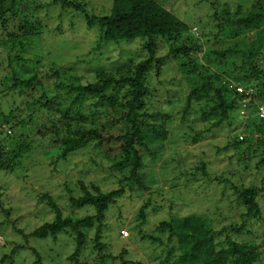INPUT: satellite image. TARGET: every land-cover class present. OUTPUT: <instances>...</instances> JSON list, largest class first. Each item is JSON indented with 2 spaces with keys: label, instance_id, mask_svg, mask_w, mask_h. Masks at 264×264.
Segmentation results:
<instances>
[{
  "label": "rangeland",
  "instance_id": "1",
  "mask_svg": "<svg viewBox=\"0 0 264 264\" xmlns=\"http://www.w3.org/2000/svg\"><path fill=\"white\" fill-rule=\"evenodd\" d=\"M79 1L86 11L94 14H108L112 4V0ZM158 1L180 17H186L189 12L188 18L191 15H206L213 12L215 8L211 9V4L219 7L227 4L233 9L235 5L240 4L244 11L233 14L232 18L235 21L242 16H249L248 14L255 16L254 13L260 6L262 11L258 12L260 14L258 24H240L243 31L237 36H232L230 30L224 31L225 34L218 40L219 42L210 46V48L215 46V51H227L228 48H233L234 52L227 51L228 54L222 57L210 53L209 44L206 43H203L202 50L190 52L194 58L193 64L197 68L204 67L207 74L215 72V76L219 77V84L228 87L229 90H233L235 85H238L241 90L256 92L257 98H254L256 105L251 106L247 101L241 100L237 109L230 111L229 117L218 126H212V123L219 116L201 117V112L208 111V108L213 107L212 104L210 107L209 104L202 106L196 104L192 107V111L190 110V113L182 118L181 112L190 87L186 79H180L181 75L177 71L175 62L177 60L165 59L158 74L155 72V61H153L149 70V83L157 89L145 106L136 111L147 123L141 127L143 129L141 141L144 145H136L140 149L142 161L135 173L141 178L144 187L140 188L135 179L130 178L133 167L131 160L124 161L119 149L114 148L108 152L94 141L72 153L65 160H59L57 157L61 153V143L55 141L53 133L48 132L44 136L36 133L37 129L43 130L44 124H49L55 117L53 111L42 109L36 103L41 94H46L47 98L55 96L54 91L47 86L51 79H44L41 76H44L55 63L74 68L85 83L94 80V71L97 67L117 70L129 65L130 56L131 62L135 63L149 58L150 54L142 46V40L136 39L131 43L107 47L109 53L106 52L103 57L95 55L94 50L91 49L96 38L100 36L98 23L88 28L80 12L62 7L58 3L53 4L51 0H42L41 3L45 5L43 9L28 11V13H37L43 25V33L41 32L35 40L27 38L22 42L24 45L18 42L11 45V42L5 39L6 33L0 28V108L8 112L11 108L22 106L19 110L13 111V116H18L21 111L34 109L32 119L26 117L25 120L30 122L22 128H11L9 123L0 121V129L3 130L1 135L4 137L2 142L6 151L14 146L17 147L15 142L21 137H25L30 144L29 148L22 151L17 158L11 157L13 168L0 170V199L7 208H10V217L20 225L19 228L24 232H30L33 226H38L54 217V213L46 205L44 194L52 196L53 201L64 211V215L84 217L95 215L96 210L91 205L83 209L70 207L68 204L70 194L66 189L72 190V196L80 194L81 181L90 189L92 184L97 185L102 192L120 190L119 196L110 204L104 218L106 225L103 234L105 235L101 238V242L107 245L104 252L115 257V259L106 258L108 264H120L118 256L123 249L127 251L125 259L140 261L143 264H169L164 260L166 255L171 254V259L182 251H177L178 249L173 247L176 241L168 240L167 233H160L157 224L163 219L172 217L182 220V217L192 214L205 215L204 223L215 229L216 234L220 232L214 238L217 248L221 246L219 244L224 246L227 239L246 243L256 242L260 249V258L255 264H264V169L258 170L254 167L262 157L260 153L264 148L262 144L264 122L258 119L257 113L259 106L264 105L262 83L264 81V0ZM17 27L18 21H11L8 30H17ZM190 32L195 36L200 35L198 26H192ZM249 36H253L257 41L255 47L250 45ZM64 40H72L69 43L71 45L76 43L77 46L75 48L66 46L62 43ZM155 44L156 58L164 57L169 53L170 41L158 39ZM251 47L253 51L248 53ZM98 49L97 54L103 52L101 48ZM120 51L124 52L121 56ZM60 55L64 56L60 57ZM18 56L29 59L28 63L18 61ZM38 60L40 62L36 63ZM254 68L258 70V75L252 73ZM34 72L39 73L38 79L41 81L40 77L42 78V85L34 82L33 86L23 87V92L20 90L22 87L12 86V75L25 80ZM238 72H247L250 75L246 80L235 81L233 76ZM173 77L178 80L171 81ZM166 90L169 91L168 95ZM169 98L173 99V102L169 103ZM93 101L94 99L89 98L85 103L91 106ZM32 102L36 104L31 106ZM111 109H119V104L112 105L111 108L99 107L102 114L110 112ZM161 109L171 114V118L165 119L164 138L159 129L162 117H149L153 111ZM112 129L115 131L116 128ZM196 134L198 137L194 139ZM243 139L245 140L242 141ZM236 140L240 142L238 141L235 147L223 150L228 142ZM238 151L253 155L249 158L245 170H242L243 167L237 162ZM122 161L123 164L118 165ZM200 161L206 163L208 175L201 171L195 173L193 170ZM239 171L242 177L239 176ZM216 175L218 177L214 178ZM241 184L245 186L244 188L253 187L258 190L256 200L261 212L258 221H246L241 215L245 212L239 197L242 191ZM147 201L150 204L147 221L141 223L138 215ZM152 206L157 209L152 210ZM0 221L6 222L8 217L2 213ZM242 222L245 228L235 231L234 227L240 226ZM92 229L89 230L87 238L89 248L79 255L80 264H100L103 253L94 247L91 238L95 229L94 227ZM1 232L4 236L9 231L7 227H3L0 229ZM10 233L14 239L24 240L14 230ZM144 234L159 237L160 241L151 242L141 237ZM35 244L38 247L47 245L44 240L35 241ZM62 244H66L64 239ZM31 245H27L25 251L29 259L31 252L28 247ZM4 251L6 253L7 249ZM170 251L172 253H169ZM53 255L57 254L53 253ZM47 259L49 260L48 257ZM48 260L45 261L47 264H49ZM28 262L31 263L29 260ZM64 263L59 259L58 264Z\"/></svg>",
  "mask_w": 264,
  "mask_h": 264
},
{
  "label": "trees",
  "instance_id": "2",
  "mask_svg": "<svg viewBox=\"0 0 264 264\" xmlns=\"http://www.w3.org/2000/svg\"><path fill=\"white\" fill-rule=\"evenodd\" d=\"M41 1L0 0V28L6 33L5 39L11 42V45L15 44V42L24 45L22 43L24 39L34 38L35 40L40 36L41 32L43 33L42 21L37 13H28L29 10L38 11L43 9L45 5ZM51 2L80 12L88 28L98 23L100 36L96 38L91 49V51L94 50L95 55L103 57V54L105 55L108 52L107 47L131 43L136 39L142 40V46L150 54L149 58L141 59L135 63L131 62L132 57L130 56L128 57L129 65L117 70H107L101 66L97 67L94 71V80L85 83L82 82L81 77H79L74 68L55 63L51 65V69L44 76H41L44 79H51L47 86L54 91L55 96L47 98L46 94H41L36 103L42 109L53 111L55 117L49 124H44L43 130L37 129L36 133L41 136L46 135L48 132L53 133L54 138H56L55 141L61 143V153L57 157L59 160H65L72 153L94 141L99 146L102 145L106 148L108 152L114 148L119 149L124 156V161L131 160L133 167L130 178L135 179L137 186L140 188L144 187L141 178L135 173L142 161L140 149L136 145H144L141 141L143 133L141 127L147 123L141 119L136 111L145 106L147 101L150 100V96H153V92L157 89L149 83V70L153 61H155V72L158 74L165 59L170 61L177 60H174L178 69L175 70L180 73L181 80L186 79L187 85L190 87L181 112L182 118L187 113H190V110L196 104L198 106L209 104V107L212 104L213 107L208 108V111L204 110L201 112V117L213 118L219 116L212 123V126H218L229 117L230 111L237 109L242 99L246 98L247 104L251 106L256 103V92L246 94L248 92L246 91L247 89L242 92L236 90L238 85H235L233 90H229L228 87L219 84V77L215 76V72L207 74L204 67L199 66L197 68L193 64L194 58L190 55V52L202 50L203 43L209 44L210 53L212 52L222 57L228 54L227 51L234 52L233 48H228L227 51H215V46L212 48L210 46L218 43V40L224 36L223 34L227 30H230L232 36H237L243 31L240 24H258L260 21L258 12L262 11L260 6L257 12L254 13L255 16L247 13L249 16H242L243 18H238L235 21L232 18L233 14H240L244 11L240 4L234 6L235 10L227 6V4L221 7L211 4V9L215 8L213 12H209L206 15H191L188 18L189 12H187L186 17H180L171 9L165 8L158 0H112L108 14L90 13L86 11L79 0H51ZM15 20L18 21L17 30L9 31V23ZM192 26L199 27V36H195L194 33L190 32ZM158 39L170 41L171 44L168 54L164 57L156 58L154 52L156 50L155 43ZM248 39L250 45L256 46L257 41L253 36H249ZM69 42H72V40L62 41L66 46H74V48L77 46L76 43L71 45ZM97 47L101 48L104 53L100 52V54H97L96 52L99 50ZM252 51L251 47L248 53ZM123 53L120 51V56ZM63 56L60 55V57ZM17 59L23 63H28L29 60L20 56ZM39 62L40 60L36 61V63ZM252 73L258 75V70L254 68ZM38 74V72H34L31 77L25 80L12 75V86L22 87L20 90L23 92V87L33 86L34 82L42 85V78L40 77V81ZM248 75L250 74L247 72H238L233 76V79L235 81L246 80ZM176 80L178 79L175 77L171 78V81ZM262 83L264 84V81ZM166 94L168 95L169 91ZM119 95L121 98H117ZM89 98L94 99L91 106H87L85 103ZM171 102H173V99L169 98V103ZM36 103L32 102L31 106ZM116 104H119V109H111L110 112L103 114L99 111V107L111 108L112 105L115 106ZM20 108L22 106L11 108L8 112L0 108V121L9 123L11 128L24 127L30 122L25 120V118L32 119L34 109L27 112L21 111L18 116H13V111ZM149 117H162L159 129H161L164 138L166 136L164 129L165 119L171 118V114L161 109L153 111L149 114ZM261 122H264V120H261ZM114 127L116 128L115 131L112 129ZM155 131L159 133L158 130ZM2 132L3 130L0 129V170L11 169L13 168L11 157L17 158L22 151L29 148L30 144L27 143L25 137H21L15 142L17 147L14 146L9 151H6L4 149L5 144L2 142L4 138L1 135ZM262 134L264 136V130ZM196 137H198V134L194 136V139ZM238 141L228 142L223 150L235 147L240 142ZM262 144L264 145V140H262ZM236 154L239 155L237 160L238 164H241L239 166L243 167L242 170H245L248 167L249 158L253 156L252 153L238 151ZM260 154H262V157L254 164V167L258 170L264 169V148ZM122 164L123 161L118 163V165ZM206 167V163L200 161L199 164L193 167V170L195 173L201 171L208 175ZM239 176L242 177L241 171H239ZM217 177V175L214 176V178ZM79 185L80 194L76 196H72V190L66 189V192L70 194L69 206L83 209L87 205H91L96 210L95 215H86L84 217H73L72 214L64 215V211L53 201L52 196L44 194L43 198L46 200V205L54 213V217L38 226H33L30 232H24L19 228L20 225L10 217V208H7L0 199V214L2 215L3 213L8 217V221H0V229L7 227L9 231L6 234L9 237L3 236L2 232L0 233V264H47L45 262L48 260L47 257L49 258V264H53V262L58 264L59 259L65 262L64 264H80L79 255L83 250L89 248L87 243L88 232L93 227L95 229L94 236L90 238L95 244L94 247L100 253H103L100 264H108L105 260L106 258L115 259L110 253L106 254L104 252L107 245L101 242V238L105 235L103 233L106 225L104 223L106 211L109 209L110 204L115 201V197L119 196L120 190L102 192L97 185L92 184V189H90L81 181ZM240 186L242 191L239 197L245 208V212L241 214L242 217L246 221H258L261 218L260 206L256 200L258 190L253 187L244 188L243 184ZM91 190H94V192ZM149 205L147 201L140 209L138 217L141 223L147 221ZM152 207V210L157 209ZM12 208L14 207L12 206ZM203 216L192 214L182 217V220L170 217L158 222L160 233H167L168 240L174 239L176 241L173 247L178 249L177 251H182L171 259L172 255L167 254L165 261L169 264H255L258 262L260 249L256 242L246 243L235 239H227L224 246L219 244L221 246L217 248L214 238L220 232L216 234L214 232L215 229L207 226L204 223L206 216ZM22 219L23 217L21 221ZM244 228L245 224L242 222L240 226L234 227V230L239 231ZM12 230L20 237H23L24 240L18 241L16 238L14 239L10 233ZM141 237L151 242L160 241L159 237H154L151 234H144ZM63 239L66 244H62ZM38 240H44L47 245L38 247L35 244V241ZM29 244H32L28 247L31 252V259L26 256L25 252ZM5 249H7L6 253ZM53 253L57 255L55 256ZM126 253L127 251L123 249L119 254L120 264H143L140 261L125 259ZM169 253L172 252L170 251ZM15 258L16 260H14Z\"/></svg>",
  "mask_w": 264,
  "mask_h": 264
},
{
  "label": "built area",
  "instance_id": "3",
  "mask_svg": "<svg viewBox=\"0 0 264 264\" xmlns=\"http://www.w3.org/2000/svg\"><path fill=\"white\" fill-rule=\"evenodd\" d=\"M257 113H258L259 118L264 119V105L259 106Z\"/></svg>",
  "mask_w": 264,
  "mask_h": 264
},
{
  "label": "clouds",
  "instance_id": "4",
  "mask_svg": "<svg viewBox=\"0 0 264 264\" xmlns=\"http://www.w3.org/2000/svg\"><path fill=\"white\" fill-rule=\"evenodd\" d=\"M236 90H237L238 92H242V91H243V90L239 89V87H237V86H236ZM246 91H248V90H246ZM250 91H251V90H250ZM246 94H250V92L248 91V92H246ZM242 101H243V102H246L247 99L244 98V99H242ZM244 105H245V104H244ZM258 119H260V120H264L263 118L261 119V118H259V117H258Z\"/></svg>",
  "mask_w": 264,
  "mask_h": 264
}]
</instances>
